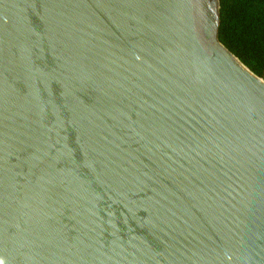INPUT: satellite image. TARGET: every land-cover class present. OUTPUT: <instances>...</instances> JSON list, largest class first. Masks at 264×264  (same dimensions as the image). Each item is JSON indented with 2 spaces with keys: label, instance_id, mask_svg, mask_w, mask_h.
I'll return each instance as SVG.
<instances>
[{
  "label": "water",
  "instance_id": "1",
  "mask_svg": "<svg viewBox=\"0 0 264 264\" xmlns=\"http://www.w3.org/2000/svg\"><path fill=\"white\" fill-rule=\"evenodd\" d=\"M220 0H0L2 264H264V77Z\"/></svg>",
  "mask_w": 264,
  "mask_h": 264
},
{
  "label": "trees",
  "instance_id": "2",
  "mask_svg": "<svg viewBox=\"0 0 264 264\" xmlns=\"http://www.w3.org/2000/svg\"><path fill=\"white\" fill-rule=\"evenodd\" d=\"M220 16L221 42L264 77V0H220Z\"/></svg>",
  "mask_w": 264,
  "mask_h": 264
},
{
  "label": "clouds",
  "instance_id": "3",
  "mask_svg": "<svg viewBox=\"0 0 264 264\" xmlns=\"http://www.w3.org/2000/svg\"><path fill=\"white\" fill-rule=\"evenodd\" d=\"M0 264H2V262H0Z\"/></svg>",
  "mask_w": 264,
  "mask_h": 264
}]
</instances>
